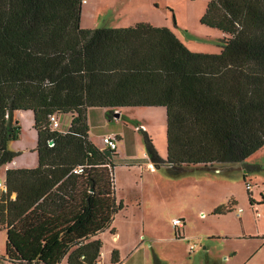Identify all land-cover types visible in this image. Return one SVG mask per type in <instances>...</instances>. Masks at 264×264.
<instances>
[{"label": "trees", "instance_id": "obj_1", "mask_svg": "<svg viewBox=\"0 0 264 264\" xmlns=\"http://www.w3.org/2000/svg\"><path fill=\"white\" fill-rule=\"evenodd\" d=\"M82 4L0 0V165L17 154L8 147L20 134L16 110L32 111L38 156L35 167L5 171L0 228L10 264L98 263L99 235L114 231L124 206L116 165H163L170 176L219 163L248 170L244 160L264 146V0L207 1L201 22L227 34L217 53L192 52L169 28L145 21L83 28ZM95 106L107 116L124 106L164 107L166 157L145 131L146 158L97 147L86 117Z\"/></svg>", "mask_w": 264, "mask_h": 264}, {"label": "rangeland", "instance_id": "obj_2", "mask_svg": "<svg viewBox=\"0 0 264 264\" xmlns=\"http://www.w3.org/2000/svg\"><path fill=\"white\" fill-rule=\"evenodd\" d=\"M207 1L88 0L82 4L80 20L83 25L88 24L94 28L127 27L135 22L145 21L169 28L192 52L217 53L227 34L201 22ZM22 113L30 116L32 126V112ZM86 117L88 137L97 147H105L102 137L111 135L116 138V151L121 158H143L145 131L159 156L163 159L166 157L164 107L124 106L107 116L105 108L95 106L87 109ZM67 119L66 115L60 117L61 128H66ZM20 125V134L26 135V126L21 121ZM31 130L36 144V133L33 128ZM31 154L35 157V167L37 151L34 150ZM21 155L20 153L17 156ZM244 163L250 169L246 170L241 163H231V169L219 170L215 167L199 166L177 176L166 174L163 165L154 167L155 172L150 171L145 164L141 165L140 170H127L117 166L113 175L115 195L118 199H123L125 206L114 215L113 225L122 233V237L129 231H135L130 237L134 239L137 238L142 223L144 231L141 240H144L140 242L137 254H143L144 264H153V249L170 253L168 256H177V264H204L207 257L203 259L205 250L201 245L205 244L215 246L211 247L208 264H228L223 257L229 250L236 252L228 261L229 264H264V202L261 201V196H264V146L249 155ZM1 167L0 165V180ZM242 174H245V181L251 185L249 190ZM247 190L251 194V202ZM231 196L237 203L230 213L212 216L207 211L212 202ZM238 208H242L240 218L235 216ZM200 211L204 214L201 215ZM178 214L185 215V237L183 234L176 237L171 228L174 217L181 218ZM210 232L228 235L224 236L225 238L207 240L210 239L207 237ZM103 236L105 255L102 254L101 260H107V251L112 245V239L106 233ZM5 237V230L0 228V264H10L2 261ZM152 238L175 240L154 242L152 246H148V239ZM190 243L193 245L191 250ZM193 249L202 251L203 256L192 254ZM185 251L189 255L186 254L181 260ZM147 257L150 262L146 260ZM60 264L67 262L63 260Z\"/></svg>", "mask_w": 264, "mask_h": 264}, {"label": "crops", "instance_id": "obj_3", "mask_svg": "<svg viewBox=\"0 0 264 264\" xmlns=\"http://www.w3.org/2000/svg\"><path fill=\"white\" fill-rule=\"evenodd\" d=\"M87 1L88 0H86L83 3H86ZM80 17H81V15H80ZM80 26L83 27V28H94V26H90L88 24H84L83 25L81 20H80ZM23 111H31V110H16L13 113V117L18 120L19 124H20V121H21V123L24 124V126H26L27 132H26V135L24 133L19 134L17 139L10 141L9 144H8V147L11 150L16 151L17 154L14 156V158L9 163L1 165L2 166L1 167V170H2L1 173L2 174H1V180H0V184H1V186H0V194H1L2 191H4L3 188H2V184L4 185L6 169H8V168H31V167H34L33 163L35 161V157L31 154L35 150V147H36V144H34L35 136H34V133L31 130V128H33V122H32V126H31L30 116L26 115V114H23L22 113ZM17 112H19V113H17ZM66 126H67V124H66ZM34 131H35V129H34ZM35 133H36V131H35ZM36 137H37V133H36ZM36 142H37V140H36ZM20 153L22 155L20 157L17 156ZM143 158H146V154H145V156ZM123 159H125V158H123ZM37 163H38V156H37ZM143 164H145L149 168L150 171H152V172L156 171V169H154V166H152L151 163L145 162ZM241 164L243 166V163H241ZM141 165L142 164H133V165L128 166V165H125V164H119V165H116L115 167H117V166L124 167L127 170H129L130 168H137V169L140 170ZM218 165L217 164H213L212 166H201V167H204V168L215 167L218 170L219 169H224V168L231 169L233 167L231 165V163H220ZM115 167L113 168V175H114ZM194 167H199V166H188V167H185V171L184 172L190 171ZM242 178H243V174H242ZM244 181H245V179H244ZM114 190H115V186H114ZM117 200H121L123 202L122 198H119V199L117 198ZM230 202H231L232 206H231V210L229 212H225L223 214H215V213H213V210L217 206L226 205V204H228ZM236 203H237V200L235 198H233V196H231L230 198H224V199L220 198V200H217L216 202H212L208 206L207 211H209L212 216L225 215V214L230 213L231 211H233L234 206H235ZM123 205L125 206L124 202H123ZM241 212L238 214L237 210H236L235 211V216L240 218L241 217ZM200 214L203 215L204 212L200 211ZM178 216L181 217V219H183V221H185V215L184 214H178ZM114 217L115 216H113V219H114ZM113 219H112V222H111V227L114 228V231L110 232L109 229H106L104 232H102L99 235L101 240H102V247H101V250H100V257H99L98 263L99 264H144V262H143V260H144L143 254H137V252L139 250V247H140V242L142 240H144V239L141 240V238L143 236L142 232L144 231L142 223L140 224V228L141 229H140V232H138L137 238L135 237L134 239H130V237L135 233V231L134 232L133 231H129V232L126 233L125 237H122V233L119 232L118 228L115 225H113ZM141 222H142V220H141ZM171 228L173 229V231L175 233V229H174L172 224H171ZM105 233L108 234L110 236V238L112 239V245L109 247V249L107 251L108 259L107 260H101L102 259V254L105 255V253H104V244L105 243H104V238H103L104 237L103 235H105ZM181 234H183V237H185V222H184V224L182 226ZM190 235L191 236L193 235V237L196 236L194 234H190ZM227 235L228 234H220V233H216V232H210V233L207 234V237H209L210 239H207V240H215V239L225 238L224 236H227ZM176 237H177V235H176ZM164 240L173 241L175 239H154V238L148 239V241H150V243H148V246H152L154 242L159 243V242H162ZM211 247H215V246H213V245L210 246L209 244L201 245V248H204V250H205V253H204L205 256H204L203 259H205V257H207L206 262L204 264L210 263V259H208V255L211 254L210 253L211 250H212ZM192 248H193V245L190 243L189 244V250H191ZM113 250H115V256H114V259H113V260H115V262L112 263L111 262V252ZM235 253L236 252L234 250H229L227 252V254H224L225 256L223 258L227 260L228 264H229L228 261L234 256ZM169 254L170 253H163V251H155L153 249L152 255H151L152 263L153 264H177V261H178L177 256H175V255L168 256ZM186 254L189 255L188 252H186V251L183 252V254L181 255L180 259L182 260L183 258H185ZM192 254L200 255L201 257L203 256L202 251H200V250L196 251L195 249H193ZM149 259L150 258L147 257L146 260H149ZM63 260H65V259L63 258L62 261ZM2 261L8 263L3 258H2ZM149 262H150V260H149ZM182 264H184V263H182ZM197 264H202V263H198L197 262Z\"/></svg>", "mask_w": 264, "mask_h": 264}, {"label": "built area", "instance_id": "obj_4", "mask_svg": "<svg viewBox=\"0 0 264 264\" xmlns=\"http://www.w3.org/2000/svg\"><path fill=\"white\" fill-rule=\"evenodd\" d=\"M86 0H82V2H85ZM49 123H50V126L52 128H57L59 126V122H58V119L57 117L52 114L49 116ZM52 143V142H51ZM102 143L105 145V147L109 148V149H115L116 150V138L111 136V135H104L102 137ZM74 171H78L77 169H75ZM245 185H246V188L249 190L251 188V185L249 182L245 181ZM1 186V184H0ZM2 188L3 190H5V186L2 184ZM242 211V208H238L237 209V213L239 214L240 212ZM184 224V221L183 219L181 218H174L172 220V225L175 229V234L176 235H180L181 234V229H182V226ZM192 247V246H191ZM96 264H99V263H96Z\"/></svg>", "mask_w": 264, "mask_h": 264}, {"label": "water", "instance_id": "obj_5", "mask_svg": "<svg viewBox=\"0 0 264 264\" xmlns=\"http://www.w3.org/2000/svg\"><path fill=\"white\" fill-rule=\"evenodd\" d=\"M116 115H118V113H116ZM51 143V142H50Z\"/></svg>", "mask_w": 264, "mask_h": 264}]
</instances>
